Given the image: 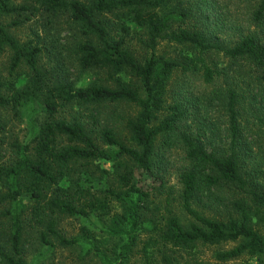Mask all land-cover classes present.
I'll return each mask as SVG.
<instances>
[{"label": "trees", "instance_id": "1", "mask_svg": "<svg viewBox=\"0 0 264 264\" xmlns=\"http://www.w3.org/2000/svg\"><path fill=\"white\" fill-rule=\"evenodd\" d=\"M3 51L0 264H262L264 0H0ZM173 150L186 225L156 204Z\"/></svg>", "mask_w": 264, "mask_h": 264}, {"label": "rangeland", "instance_id": "2", "mask_svg": "<svg viewBox=\"0 0 264 264\" xmlns=\"http://www.w3.org/2000/svg\"><path fill=\"white\" fill-rule=\"evenodd\" d=\"M16 2H20L21 0H15ZM242 19V16H240ZM6 22H10V20L6 21ZM18 40L23 41L25 40L29 34H30V28L29 25H25L23 27H21L20 29H13L11 28L10 31ZM135 49H137L135 47V45L133 46ZM169 48L167 45H160L156 52L157 53H162V52H168ZM45 61H47L45 59ZM7 62V52L3 51L0 52V78L5 80L7 78L6 75V70H5V65ZM48 65V62H46ZM8 80V79H7ZM199 82H197L196 84H198ZM260 106V109L264 110V98L261 101V103L258 105ZM135 113V108L132 106H123L120 109V115L121 116H127L129 114H134ZM261 115V114H260ZM11 116V115H10ZM8 116V118L10 117ZM264 116V115H262ZM252 117V115H248V118L250 119ZM25 119V118H23ZM211 119H214L213 117ZM250 123V122H249ZM251 124V123H250ZM249 124V126H250ZM7 129H8V140L12 139L14 136L18 135L20 138H23V136L26 133V128H25V122H22L19 120V122H17L16 120L7 124ZM252 129V127H251ZM247 137H249L247 135ZM5 148H7V144L5 146ZM7 154L9 152H6ZM181 152L180 151H176L173 150V154L169 156V163H168V167H166V171H167V180H168V184L170 186H172L173 188V192L174 193L172 196H170L168 199L166 198L165 195H163V198L160 197L157 201L156 204L159 206V212L161 214L165 213V211L170 210L173 212L174 215H176L180 222L183 225L187 224V221L189 220V218L183 213L180 205H179V200L177 197V191L176 189V174L177 171L176 169H179L182 162H181ZM2 160V159H0ZM153 209V205L151 206ZM223 207V206H222ZM208 214H211L210 212H207ZM214 215H218L219 212H215L214 211ZM223 213V212H222ZM218 216H223L222 214L218 215ZM78 224L74 221L71 220H66L63 223V229L65 231H67V233H74L77 229ZM262 234L264 235V226L260 228ZM236 243H226V244H221L218 246H198L196 249H194L191 253H182L181 256V260L182 261H187L189 264H250V263H255L254 260H249L247 257H243L239 260L236 261H231V262H226V263H219L217 261H215L214 259V253L215 251L218 250H223V249H228L231 248L232 246H234ZM36 252V250L34 249V247H31V250L29 251V254L27 256V262H29L28 264H32L31 260L33 258L34 253ZM52 264H97L96 261H91V262H85L83 263V261H79L77 258V252H73V251H61V250H57L54 253V257L52 259ZM130 264H143L141 262V257L139 255L136 256L135 260H132ZM262 264H264V260L262 261Z\"/></svg>", "mask_w": 264, "mask_h": 264}]
</instances>
